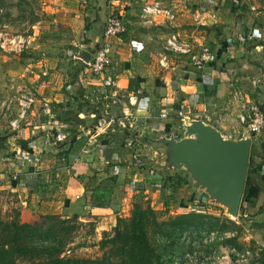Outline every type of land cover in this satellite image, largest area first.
Returning <instances> with one entry per match:
<instances>
[{
  "label": "crops",
  "instance_id": "obj_1",
  "mask_svg": "<svg viewBox=\"0 0 264 264\" xmlns=\"http://www.w3.org/2000/svg\"><path fill=\"white\" fill-rule=\"evenodd\" d=\"M152 1L37 0L40 18L28 34L16 35L25 43L22 51L0 45V85L15 90L6 95L0 88V197L15 199L22 213L91 221L102 233L119 216L130 215L139 194L157 199L158 188L169 199L176 190L177 199L190 196L182 186L173 191L165 185L167 175L184 177L183 168L164 171L167 156L146 142L181 139L195 119L235 135L243 105L264 104V11L253 13L255 7L242 0H160L173 7L176 18L148 21L141 10ZM203 8L210 9L212 26L201 23ZM113 12L126 30L111 39L108 73L118 80L111 97L116 121L103 126L97 108L101 80L83 79L86 64L71 52L97 41ZM250 33L255 40H238ZM173 34L198 52L209 49L213 60L199 69L187 56L172 53L167 40ZM163 57L171 67L161 65ZM258 77L260 89L250 90ZM250 138L248 172L256 183L242 200L243 214L264 210V140ZM199 200L212 201L206 194Z\"/></svg>",
  "mask_w": 264,
  "mask_h": 264
},
{
  "label": "rangeland",
  "instance_id": "obj_2",
  "mask_svg": "<svg viewBox=\"0 0 264 264\" xmlns=\"http://www.w3.org/2000/svg\"><path fill=\"white\" fill-rule=\"evenodd\" d=\"M242 1L255 7L252 10L253 13L264 11V0ZM38 6L37 0H0V45L3 43L12 45L8 41L6 43V38H14L18 34L26 35L31 31L29 29L30 24L40 18L41 13L38 11ZM113 14H116V12H113ZM141 14L145 18L142 10ZM3 49L6 50V48ZM85 64L87 66V63ZM16 84L18 85V83ZM6 86L4 84L0 85L6 95L15 93V90H10L9 86ZM259 102L262 103L261 100ZM3 116L1 120L4 123L6 118ZM235 137L236 135L233 138L235 139ZM181 173L188 178V181L181 189L183 187L186 188L187 192H190V196L177 199L175 193L178 190H176L170 194L171 197L169 199L164 191L162 192L160 189L155 188L153 190L157 194V199L145 200L139 194L134 198L133 205L135 201L144 207L151 205L157 211L160 220H168L171 216L180 213L201 211L200 209L203 207L197 206L195 198L204 194L210 197L207 188L200 186L198 188L195 187L198 190H194L195 180L188 169H181ZM181 202L186 206L179 209ZM203 204L205 206L202 212L206 213L208 218L204 221L205 226L200 227V229L191 228L182 235L174 234L169 230H165V235L152 234V242L161 254L164 264L264 263V255L261 253V250L264 249L263 209L249 211L245 214L239 213L235 217L228 212L226 205L218 203L216 200L212 199V201ZM62 220L66 222H62ZM1 222L26 223L32 227H41L42 231L55 227V231L59 236L57 240L52 242H45L39 238L22 241L21 245L30 247L31 250L25 253H16L14 255L15 264H36L53 255L98 258L108 251V248L103 250L100 247L104 231L102 233L97 232L95 222L74 220L59 215H37L31 211L22 213L20 206H16V200L13 198L0 197ZM70 226L71 228L69 229L68 227ZM62 227H64L63 230ZM112 230L107 231L112 232ZM229 237H236L241 247L236 246L234 248L231 244H228L227 239ZM7 239L8 234L2 230V225L0 224V244ZM60 251H62L61 254Z\"/></svg>",
  "mask_w": 264,
  "mask_h": 264
},
{
  "label": "trees",
  "instance_id": "obj_3",
  "mask_svg": "<svg viewBox=\"0 0 264 264\" xmlns=\"http://www.w3.org/2000/svg\"><path fill=\"white\" fill-rule=\"evenodd\" d=\"M251 164V163H250ZM187 176L176 174L167 175L165 185L170 190H176L186 184ZM256 181L248 172L243 199ZM198 203H204L199 200ZM205 206V204H202ZM208 215L202 211H190L176 214L168 220H160L157 211L151 206H142L134 203L129 217L119 216L112 232L104 231L100 247L108 251L98 258L68 257L53 255L36 264H164L161 254L152 242L153 235H165V230L182 235L191 228L200 229L205 226ZM62 222H66L62 220ZM2 230L7 232L8 239L0 244V264H15L14 255L30 251V247L21 245L22 241L39 238L42 241L58 239L55 227L43 230L41 227H32L26 223H0ZM69 229L71 228L68 227ZM54 229V231H53ZM64 227H62V230ZM228 244L234 248L241 247L236 237H229ZM62 251H60L61 254ZM264 255V249L261 250ZM264 264V263H263Z\"/></svg>",
  "mask_w": 264,
  "mask_h": 264
},
{
  "label": "water",
  "instance_id": "obj_4",
  "mask_svg": "<svg viewBox=\"0 0 264 264\" xmlns=\"http://www.w3.org/2000/svg\"><path fill=\"white\" fill-rule=\"evenodd\" d=\"M201 22L206 26L215 22L210 9ZM101 46L98 40L85 44L78 56L88 63ZM256 61L261 63L262 58ZM259 89V85L250 87L252 91ZM260 108L264 114V104L260 103ZM146 145L167 156L164 171L187 168L195 180L194 187H206L211 199L228 206L231 215H239L250 166V137L228 138L215 126L195 119L186 125L185 137L149 140Z\"/></svg>",
  "mask_w": 264,
  "mask_h": 264
},
{
  "label": "built area",
  "instance_id": "obj_5",
  "mask_svg": "<svg viewBox=\"0 0 264 264\" xmlns=\"http://www.w3.org/2000/svg\"><path fill=\"white\" fill-rule=\"evenodd\" d=\"M204 12L207 10L203 8ZM143 16L148 21H152L157 17L165 18V21H173L176 18V13L173 7L169 4L165 5L160 0H155L152 2H147L143 7ZM202 20V17H200ZM200 23V22H199ZM202 23V22H201ZM126 30L123 18L118 14L111 13L105 23L104 29L98 37V41L102 44L100 50L92 56L90 62L87 63L81 77L87 81H93L95 79L101 80V87L103 88V93L100 100L97 103V108L101 115L102 125H110L116 121V117L112 111L113 101L111 97L114 95L116 88L118 87V80L113 75L108 73L109 68L113 64V51L112 42L113 37H118L122 35ZM8 42L13 44L15 48L22 50L24 48V41L21 38H6ZM256 39L254 33L248 35H240L238 37L239 41H252ZM257 51L262 50V46H255ZM81 49V48H80ZM79 47L73 48L71 52L72 56H78L80 52ZM167 49L176 55L187 56L199 69H204L207 64L213 60V54L209 49H204L198 52L193 43L184 41L178 35L173 34L167 40ZM161 65L166 67H171L168 64V59L163 57L161 59ZM264 76V74H263ZM261 77L253 79L252 85H260ZM138 94L142 93L141 89H138ZM193 106V105H191ZM161 117H167V113H162ZM239 120L241 122L242 128L235 131V135L238 137H258L264 140V114L260 108V104L255 101L249 102L243 105V111L239 114ZM224 135V134H223ZM235 135H229L227 137L233 138ZM225 136V135H224ZM54 148L57 147V141H50L49 143ZM132 142L129 143V146ZM139 169V167H137ZM13 178H19V173L15 172ZM159 181V175L155 174L152 179V183L157 185ZM198 207H203L200 210L204 211L203 203L196 202Z\"/></svg>",
  "mask_w": 264,
  "mask_h": 264
},
{
  "label": "bare ground",
  "instance_id": "obj_6",
  "mask_svg": "<svg viewBox=\"0 0 264 264\" xmlns=\"http://www.w3.org/2000/svg\"><path fill=\"white\" fill-rule=\"evenodd\" d=\"M227 207V210L229 209V207L228 206H226Z\"/></svg>",
  "mask_w": 264,
  "mask_h": 264
}]
</instances>
